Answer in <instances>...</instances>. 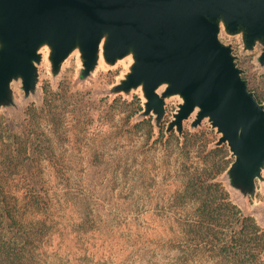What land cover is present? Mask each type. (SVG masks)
<instances>
[{
    "label": "trees",
    "instance_id": "1",
    "mask_svg": "<svg viewBox=\"0 0 264 264\" xmlns=\"http://www.w3.org/2000/svg\"><path fill=\"white\" fill-rule=\"evenodd\" d=\"M141 111L60 84L0 117V264H264V229L219 179L228 145L156 135Z\"/></svg>",
    "mask_w": 264,
    "mask_h": 264
},
{
    "label": "water",
    "instance_id": "2",
    "mask_svg": "<svg viewBox=\"0 0 264 264\" xmlns=\"http://www.w3.org/2000/svg\"><path fill=\"white\" fill-rule=\"evenodd\" d=\"M222 19L246 42L264 40V0H0V95L15 74L29 85L38 49L48 42L58 65L79 44L85 66L107 34L110 62L131 49L136 63L125 88L143 85L148 107L163 110L157 87L180 93L175 123L198 107L235 155L238 179L249 182L264 163V107L241 77L231 48L218 37Z\"/></svg>",
    "mask_w": 264,
    "mask_h": 264
},
{
    "label": "rangeland",
    "instance_id": "3",
    "mask_svg": "<svg viewBox=\"0 0 264 264\" xmlns=\"http://www.w3.org/2000/svg\"><path fill=\"white\" fill-rule=\"evenodd\" d=\"M219 27V40L231 48L235 64L241 71V77L257 91L264 107V40L258 38L252 45H248L244 28L231 33L222 19L219 20ZM106 40L107 34L101 39L96 61L90 69L85 66V57L79 44L75 45L70 53L56 65L52 60V46L44 42L38 49L39 58L34 60L35 70L32 82L27 85L20 74H15L6 84L4 92L0 95V117H5L12 122L20 121L26 106L30 103L38 105L42 102L45 85L57 90L60 84H64L71 91L87 93L92 100L114 98L118 95L128 100H131L133 96L138 97L142 111L136 119L151 116L156 135L160 125H164L167 132L174 130L178 134L185 130L195 132L209 128L215 131L217 142L223 143L222 133L212 125L209 117L198 120L200 111L198 107L183 119L181 127L175 123L176 114L184 103V97L180 93L167 94L169 83L163 82L156 89L163 101L162 111L148 107V99L142 84L125 88V82L129 74L133 72V66L136 63L135 53L131 49L123 57L110 62L105 56ZM1 47L0 41V49ZM230 152L232 160L235 161V155L231 150ZM259 170V173L249 182L238 179L233 167H229L219 179L229 192L233 203L243 213L254 217L264 229V163Z\"/></svg>",
    "mask_w": 264,
    "mask_h": 264
},
{
    "label": "crops",
    "instance_id": "4",
    "mask_svg": "<svg viewBox=\"0 0 264 264\" xmlns=\"http://www.w3.org/2000/svg\"><path fill=\"white\" fill-rule=\"evenodd\" d=\"M233 164H234V161L232 162L231 166L230 167H233Z\"/></svg>",
    "mask_w": 264,
    "mask_h": 264
}]
</instances>
